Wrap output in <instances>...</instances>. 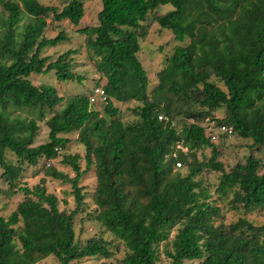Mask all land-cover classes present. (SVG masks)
Masks as SVG:
<instances>
[{
  "label": "trees",
  "instance_id": "1",
  "mask_svg": "<svg viewBox=\"0 0 264 264\" xmlns=\"http://www.w3.org/2000/svg\"><path fill=\"white\" fill-rule=\"evenodd\" d=\"M58 1L62 8L0 0L7 15H0V192L22 194L9 216L0 212V264L108 261L114 248L124 251L120 264H160L162 255L165 264H264V224L246 218L225 224L203 179L205 172L221 173L217 192L231 197L232 210H264V162L251 154L226 170L200 123L229 125L233 136L264 151V0H101L98 25L77 32L99 74L94 88L107 96L102 112L85 93L65 96L33 83V75L53 74L60 83L86 79L76 72L77 50L42 57L69 40L63 30L44 36L49 18L78 28L85 17L84 0ZM168 5L171 11L154 14ZM152 14L177 44L151 92L138 53ZM115 102L139 103L132 110L136 120L123 122ZM222 109L227 116L220 120L214 114ZM47 115L49 139L35 146L38 122ZM73 133L85 153H69L66 136ZM202 149L211 150L208 161L199 159ZM60 156L73 177L52 166ZM40 161L50 163L47 177L71 185L64 198L44 180L23 183ZM89 174L96 183L88 202L81 182ZM85 215L112 240L97 234L81 241L75 226Z\"/></svg>",
  "mask_w": 264,
  "mask_h": 264
},
{
  "label": "rangeland",
  "instance_id": "2",
  "mask_svg": "<svg viewBox=\"0 0 264 264\" xmlns=\"http://www.w3.org/2000/svg\"><path fill=\"white\" fill-rule=\"evenodd\" d=\"M43 5H51L58 6L62 8V4L58 0H39ZM85 5V17L80 22L79 27H75L71 22L65 20L61 23H57L52 21V18L48 19V27L45 29L44 36L47 38H53L62 30L69 37L67 42L60 43L55 48H47L43 51L42 57L53 56L56 59L60 54L65 53L68 50H77V53L73 56L75 58L76 64V72L79 75L86 76V79L82 83L78 82H70V83H60L58 82L53 74L49 75H33L32 80L35 85H41L43 83H47L48 85H52L56 87L60 94L65 96L76 95L80 93H85L88 96H91L90 93L95 86L96 81L99 80V74L94 66V63L89 60L87 52L84 47V37L79 35L77 30L83 27H92L98 25V13L102 9L101 0H84ZM171 6H164L160 8V10L156 11L155 15H163L167 12L171 11ZM0 15L7 16L1 6H0ZM154 15H150L145 23V32L146 36L144 39H141V51L138 53V58L147 72L148 78L150 80V91L158 84L157 74L159 71L163 69L165 66V57L170 55L174 49V46L177 44L174 40L173 34L166 29H162L158 23H155L153 19ZM27 23V19L24 18L22 24ZM22 28V27H21ZM213 82L219 86L222 90H226L223 82L212 78ZM106 80H102L101 84H105ZM140 105L139 103L132 102L128 104H120L115 102V106L119 109L120 117L123 122L131 123L136 120V117L133 115L132 110ZM105 104L97 103L93 105V108L102 112ZM214 116L217 119H224L227 116L226 109H222L217 111ZM50 115H47L46 120L38 122L40 127V131L36 137L35 146H39L44 144L49 139V129L47 127L46 121ZM195 121L194 119H190ZM204 123L203 121L200 122ZM71 140L69 145V153L80 152L85 153L84 147L78 141V134L73 133L71 135L66 136ZM218 150L220 151L219 161L223 162L226 170L234 167L239 162H245L251 154L259 157L264 162V151L258 154L255 149L251 148L252 141L250 140H242L236 136H232L231 138H218L214 143ZM211 156L210 149H202L198 152V157L201 161H208ZM61 157L52 162V166L58 169L61 172L66 174H70L72 177L74 173L69 167L63 166L61 161ZM11 160H13V155L10 156ZM48 164L44 163V161H40L37 166H30L26 172L25 177L23 179V183L28 184L29 186H35L39 184L42 180L45 181L48 191L51 193H55L59 196L60 199L64 198V192H71V185H63L60 181H54L50 177L46 176V169L48 168ZM264 171V170H263ZM221 173L217 171L205 172L203 174V179L206 181V185L209 188L212 200L216 201L218 207H220L225 216L224 223L229 225L233 222H236L239 218H246L249 222L253 223L256 226H260L264 224V210H257L251 212L244 211H235L231 209L230 200L231 197H223L217 192V185L219 183V177ZM96 183V178L93 174L86 175L81 182V186H83L85 191L87 192V201L89 202L90 195L92 193V189L94 188V184ZM2 182L0 180V187ZM5 189H2L0 192V212L3 216H9L16 208L17 204L20 200H22V194H18L17 196L6 195L4 192ZM68 208L71 209L74 206V197L69 195L67 197ZM62 208L64 207L63 203L61 204ZM91 208H94L92 205ZM90 208V209H91ZM76 233L78 238L81 241H85L89 237H92L97 234H105L103 233L102 226L94 220L87 219L85 216H80L77 219L75 226ZM175 232L171 236H173ZM105 237L108 240H112L111 234H105ZM118 243V242H117ZM113 247V246H112ZM115 252V257L105 261V260H89L82 264H120L124 256V251L113 249ZM165 258L162 255V261L160 264H165ZM39 264H56L52 258H49L42 263Z\"/></svg>",
  "mask_w": 264,
  "mask_h": 264
},
{
  "label": "built area",
  "instance_id": "3",
  "mask_svg": "<svg viewBox=\"0 0 264 264\" xmlns=\"http://www.w3.org/2000/svg\"><path fill=\"white\" fill-rule=\"evenodd\" d=\"M90 102L91 104H97V103L107 104V96L102 87H95L92 90V94L90 96ZM164 119L168 121V119L165 118L164 116L159 117V120H164ZM202 126H204L208 130L211 137V141L213 142H216L220 135H224L227 138H231L234 134L233 127L229 125L219 126L215 121L204 122ZM177 166L179 167L180 165L178 164Z\"/></svg>",
  "mask_w": 264,
  "mask_h": 264
},
{
  "label": "clouds",
  "instance_id": "4",
  "mask_svg": "<svg viewBox=\"0 0 264 264\" xmlns=\"http://www.w3.org/2000/svg\"><path fill=\"white\" fill-rule=\"evenodd\" d=\"M93 105H95V104H93Z\"/></svg>",
  "mask_w": 264,
  "mask_h": 264
}]
</instances>
